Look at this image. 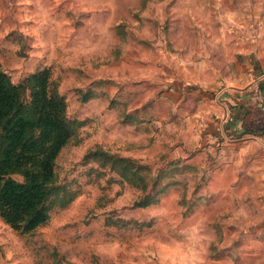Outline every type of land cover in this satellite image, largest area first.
<instances>
[{"label":"rangeland","instance_id":"rangeland-1","mask_svg":"<svg viewBox=\"0 0 264 264\" xmlns=\"http://www.w3.org/2000/svg\"><path fill=\"white\" fill-rule=\"evenodd\" d=\"M242 46L264 50V0H0L1 68L19 83L49 67L69 117L87 119L56 166L79 195L32 234L0 219V264H264V184L196 144L195 120L160 92H208ZM143 105L139 125L118 123ZM97 146L146 165L147 188L166 185L158 202L134 206L144 193L86 156Z\"/></svg>","mask_w":264,"mask_h":264},{"label":"trees","instance_id":"trees-1","mask_svg":"<svg viewBox=\"0 0 264 264\" xmlns=\"http://www.w3.org/2000/svg\"><path fill=\"white\" fill-rule=\"evenodd\" d=\"M259 86L264 93L261 81ZM93 97L90 93L83 101ZM146 106L122 112L119 122L139 125L143 120L139 109ZM86 124V118L69 117L65 97L49 67L38 68L14 83L0 66V219L12 230L32 234L48 222L53 210L68 207L79 195V190L59 179L56 166L62 149L81 141L79 129ZM87 155L144 193L134 202L136 207L155 204L165 193L166 185L147 188L148 168L140 160L111 154L99 146ZM90 172H96L97 178L106 176L103 169L90 167ZM118 222L125 221L109 219L106 224ZM54 264L61 263L56 259Z\"/></svg>","mask_w":264,"mask_h":264},{"label":"crops","instance_id":"crops-1","mask_svg":"<svg viewBox=\"0 0 264 264\" xmlns=\"http://www.w3.org/2000/svg\"><path fill=\"white\" fill-rule=\"evenodd\" d=\"M233 53L216 65L221 77L205 86L209 93L203 88L176 83L166 85L163 94L178 101L180 106H177L187 121L195 120L196 144L209 147L214 157L231 151L238 159H245L252 174L264 184V102L258 107L250 101V85L254 80L261 81L264 88V50L242 46ZM215 88L217 91H212ZM186 98L193 99L185 104ZM187 143L190 145L191 141L184 142Z\"/></svg>","mask_w":264,"mask_h":264},{"label":"built area","instance_id":"built-area-1","mask_svg":"<svg viewBox=\"0 0 264 264\" xmlns=\"http://www.w3.org/2000/svg\"><path fill=\"white\" fill-rule=\"evenodd\" d=\"M250 101L258 107L263 105L264 95L260 89L258 80H254L250 85Z\"/></svg>","mask_w":264,"mask_h":264}]
</instances>
